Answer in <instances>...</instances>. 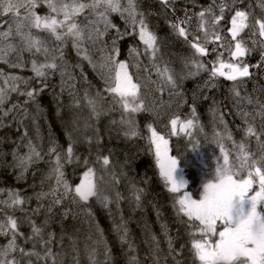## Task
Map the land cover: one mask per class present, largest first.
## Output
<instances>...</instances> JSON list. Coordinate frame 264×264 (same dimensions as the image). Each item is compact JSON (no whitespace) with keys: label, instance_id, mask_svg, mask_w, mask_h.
<instances>
[{"label":"snow or ice","instance_id":"1","mask_svg":"<svg viewBox=\"0 0 264 264\" xmlns=\"http://www.w3.org/2000/svg\"><path fill=\"white\" fill-rule=\"evenodd\" d=\"M158 2L165 10L174 4V0ZM243 3L244 0H212L208 7L201 8L198 12L185 9L182 19L177 18L170 23L172 33L183 40L191 53L182 58L183 66L180 71H176L171 66L172 61L165 58L164 40L150 28L148 17L151 13L139 11L138 0H127L126 4L122 0H0V19L9 17V20L5 21L8 23L7 30H0V62L10 63L13 68H23L30 62L34 73V76L25 79L15 75L5 77L0 72V126L4 124L5 118L23 125L29 116L27 108L18 103H11L10 107H6L10 102L11 93L27 97L25 105L35 102L37 96L48 87V77L57 72L61 76V93L65 87H76L73 83L76 77L64 64V47L69 41L77 55L86 60L94 71L100 73L105 85L103 90L97 89L94 94L85 88L82 97L69 91L73 100L69 107L81 108L83 102V107L88 109L91 118L97 121L101 116L118 110L120 120L113 119L110 124L119 125L128 140L143 138L136 115L155 108V105L150 108L146 104L149 91L159 93L161 98L167 92L170 98L177 97L179 104H187L182 91L185 79L206 72L208 79L204 81L203 88L208 89L215 88L220 78L232 82L229 99L237 109L236 115L246 126L238 129L242 130L244 135L239 142L234 140L224 114L215 107L216 101H213L214 121H218L224 128L223 132L213 128L222 163L220 157H216L215 167L210 175L206 176L198 196L186 190L189 180L185 178L182 156H187V152L182 155L172 154L173 148L169 138L184 134L188 138L187 142L192 145L191 151H198L201 147L194 130L205 136L206 133L204 126L199 123L195 102L189 106L188 118L182 119L177 114L169 119L170 129L167 135L157 131L152 123L146 125L149 133L147 151L153 155L159 180L166 191L172 194L173 208L191 239L193 264H264V101L241 94L245 80L253 75L250 69L264 71V0H259L262 10L260 16L238 6ZM41 7L48 10L43 16L37 11ZM172 11L175 12L174 7ZM113 13L119 14L124 21L123 32L112 23L110 17ZM228 14L230 19H227ZM81 15L87 22L83 26L77 21ZM222 21L226 23H221ZM13 23L19 45L5 43L13 35ZM33 29L46 32L56 46L50 47L44 39L33 33ZM112 29L116 35L112 37L111 45L104 44L99 50V63H94L86 44H95ZM125 36H132L139 42L129 47V60L132 63L119 59L120 49L117 44ZM139 45H143L142 50ZM257 49L260 51L259 61L255 64L248 63L245 58ZM12 53L16 55L14 63L7 59ZM25 53L29 54L28 61L24 58ZM225 53L228 54L227 57ZM210 55H214L215 59L205 61L204 58ZM38 56H42L43 60L37 59ZM141 57L147 59L146 64ZM76 67L80 65H75L74 68ZM133 67L136 73L129 71ZM141 71L146 75L141 77ZM81 79H86L82 71ZM33 81H36L38 86H33ZM21 84L24 85L23 90ZM150 85L154 86V89L150 88ZM105 102L109 105L107 109L104 108ZM245 104L252 106V112L246 110ZM257 116L260 118L258 127L255 125ZM70 122L74 127L78 124L75 113L71 114ZM88 127L92 125L85 122V128ZM22 139L28 140L27 153L23 156L13 153L15 167L21 169L18 179L23 178L32 165L43 162L54 166L41 178V189L46 180L54 179L55 184L50 185L48 191L35 192V208L29 207L33 197L23 196L15 190L8 191L7 199H0V236L7 237V242L0 245V264H68L69 256L71 264H80L78 240L62 230L60 250L57 251L53 249L56 234L47 231L51 223L57 220L56 209L62 208L66 199L73 205L80 206L82 211L86 209L85 216L90 227L95 223L91 219L93 214L90 201L94 200L110 215L112 208L109 205H115L116 212L120 213V220H113V231L118 234L121 244H127L129 264H139L138 257L133 254L135 248L128 241L127 222L120 208V203L125 197L120 191L115 192L114 198L105 194L104 185L114 187L120 180L111 159V150L107 155L102 154L103 137L100 130L94 128V136L84 138L89 150V156L84 158L76 155L77 141L73 139L71 131L68 132L67 147L62 150H58L59 146L51 142L45 152L42 146L33 144L27 131L23 133ZM224 139L232 142L234 155L225 149ZM252 139L255 140V148L250 146ZM93 155L94 160L91 159ZM73 163L86 168L80 183L75 186L68 182L64 172L65 165ZM127 163L124 162L125 167ZM187 163L184 159L183 164ZM97 164L100 170L110 175V180L106 181L104 175H97ZM120 175L126 174L121 171ZM143 183L147 184L146 177ZM129 190L135 207L140 208L146 188L130 182ZM17 211L23 214L24 220L15 216ZM70 214L73 219L78 215L66 208L60 213L59 222L62 224ZM40 215L44 216L42 223L34 219ZM24 222H27L31 229L30 235L20 231ZM97 231L99 238L93 241L91 251L87 243L84 246L92 264H98L93 257L102 246L105 254L110 255L102 230ZM65 237L69 241L68 250L64 248ZM20 238H23L25 244L31 243V248L26 249L18 243ZM91 239V235L86 237V240ZM168 245L174 264H182L184 246L174 248L170 237ZM153 259L155 260V257ZM155 264H159L158 260H155Z\"/></svg>","mask_w":264,"mask_h":264},{"label":"trees","instance_id":"2","mask_svg":"<svg viewBox=\"0 0 264 264\" xmlns=\"http://www.w3.org/2000/svg\"><path fill=\"white\" fill-rule=\"evenodd\" d=\"M197 1L200 4V8H206L212 3L211 0ZM173 7L175 8L174 13L172 11ZM138 10L145 13H151L148 17L150 21V28L154 30V28L159 27V30L162 31L157 34L158 37L161 38L166 32L170 37L174 36L172 31H169V25L175 19L179 17L181 18V5L178 7L174 2L173 5L165 10V8L161 4L157 3L156 0H138ZM37 11L42 16L48 12L46 7H41L37 9ZM21 15H23V10H21ZM255 15L257 14L255 13ZM110 18L115 21L114 24L120 28L121 32H123L125 29L124 21L122 19H116L115 17ZM228 18L229 17H227V19ZM8 20V16L0 19V30H7L8 23H5V21ZM83 20V15L77 18L78 23H82ZM222 23H226V21H222ZM193 27H195V25ZM12 28L13 35L10 38L9 43L19 45V38L15 35L14 23L12 24ZM114 31L115 30L112 29L110 33L112 34ZM36 35H39L42 38L43 32L36 31ZM130 38L134 39L132 36H130ZM134 41L135 44H139L137 40L134 39ZM55 46V43H53V47ZM139 46L142 49V46ZM209 47H211V45ZM163 51L166 54L165 58L173 62L176 54L166 51L165 48H163ZM124 54H120L119 59L129 60V56L126 58V55ZM24 55L29 58V54L25 53ZM39 57L40 56H38L37 59ZM64 57V62L68 68L72 70V74L76 77L73 83L76 84L78 80L76 87L72 89L73 92L82 97L85 88H88L92 94H94L97 89H100L99 84L92 75V72H83L86 79H82L83 81H81L80 68L87 61L82 60L80 56L77 55L70 41L67 46L64 47ZM141 59L145 64L147 63L146 58L141 57ZM204 59L205 61L213 60L211 57H206ZM245 59L250 64L257 63L260 59L259 49L251 53ZM75 65H80V67L74 68ZM0 70L8 71V73H12L15 76H20L25 79L34 76L30 67L27 69L25 67L13 68L0 62ZM250 71L253 75L251 78L246 79L247 82H245V89L250 92L252 97L254 94V97L264 101V71H257L255 68L250 69ZM205 75L206 72H202L198 76L185 79L182 83V89L186 88L190 84V89L193 92L200 93L199 96L201 101L205 102L204 104H210L209 108L213 107V101H216L215 107H218L219 111L224 114V119L227 122L228 129L232 132L234 140L239 142L244 133L242 130L238 129H243L246 126L242 123L239 116L236 115V109L233 106V102L229 99V89L232 87V83L220 78L215 88H203L204 81L208 79V75ZM32 85L38 86L36 81H33ZM20 87L21 90H23L24 85L21 84ZM67 90L68 88L65 87L64 92L61 93V78L59 74L56 73L54 76L50 75L48 77V87L45 88L39 96H37L35 102H29L25 105L24 101L27 97L18 95L17 93L10 94V102L6 105V107H10L11 103H18L21 107L27 108L29 116L24 120L23 125L18 124L16 121H12L10 118H5L4 121H9L8 125L0 126V166H5L2 161V157L10 159L12 162L14 161L13 153H17L20 156L27 153L28 149L26 144L28 140L22 139L25 131H27L28 138L32 140L33 144L42 146L45 152L51 142H55L59 146L58 150L66 148L68 144V132L71 131L73 139L77 141L76 155L84 158L89 156L88 145L84 143V138L94 136V128H98L101 136L103 137L102 154L107 155L108 151L111 150V159L113 165H115V171L118 179L120 180V183L114 187L111 185H104L105 194L110 198H114L115 192L120 191L123 197H125V199H123L120 203V208L122 210L123 217L127 222L129 232L128 241L135 248V252L133 254L138 257L139 264H155V260H158L159 264H174L172 255L169 253V248L165 245L166 238H163V236L170 235L173 247L177 249H179L181 245L190 247L191 239L188 232L185 230V226L180 223V218L177 217L176 211L173 208L172 194L166 191L162 182L159 180L157 171L154 167V161L150 164L149 168L144 166L146 157L151 154L147 151V137L149 133L146 125L152 123L153 126L156 127L157 131H159V127L156 126L157 120L150 115V112H148L146 116L136 115L138 128L143 138L128 140L129 143L122 145V150L118 151L117 147H111L109 145L110 143L108 144L107 142H112L113 137L117 136L114 131V127L120 126H113L110 124V121L113 119L119 121L121 118L120 112L118 110L111 112L108 115L101 116L99 121H97L94 118H91V114L88 109L83 107V102L81 108L69 107L73 100L69 95V92H66ZM241 94H243V88H241ZM106 104L108 103H104L105 109H107ZM146 104L148 105L147 100ZM53 108L55 111L54 116L52 118H47L46 113H48L51 109L53 110ZM40 111H45V113L40 115ZM72 113H75L78 119V124L75 127L70 122ZM218 115L219 113H217V116ZM33 117H35V123H33ZM85 122L92 125V127L85 128ZM217 122L218 121H214L213 117L209 122L203 124L207 141L204 145H201L198 151H195L202 157L201 162L193 158V154L195 152L191 151V149L186 151L187 156H182L188 161L187 165H184L182 162V166L185 167V178L189 180V187L186 190L192 192L194 196H198V192L201 190L202 183L205 181L206 176L210 175L212 169H214L216 157L221 156L219 148L215 143L216 138L213 136V128L215 127L221 132H223L224 128ZM259 124L260 122H255L257 127ZM107 131L109 132L108 134ZM198 134H200L199 131L194 130V135L197 136ZM223 143L225 149L232 152L234 155L232 142L224 139ZM249 143L252 148H255L254 139H252ZM93 152H95V148H93ZM173 152H175L174 149ZM183 153L185 152H182L180 155ZM91 159L94 160L95 156L93 155ZM125 161L128 162L126 167L124 166ZM220 162L222 163L221 158ZM43 164L45 163L42 162L38 165H32L21 179H18L20 173L9 178L7 177L8 175L6 174H12L14 171H7L4 173L0 172V185L5 188L6 191L15 190L20 192L23 196L33 197L29 207L35 208L37 205L34 198L35 192H39L41 190L48 191L49 186L55 184L54 179L50 181L46 180L43 185V189H41V178L46 176L49 173L50 168L54 166L49 165L45 169H39ZM71 165L76 169L73 172L71 169L65 177L72 186H75L80 183L86 168L78 167L75 163ZM95 167L97 169V175H104L106 181L110 180V175L100 170V166L98 164L95 165ZM111 170L112 169L110 168L109 171ZM121 171H123L126 175H120ZM33 173H35V175H33ZM133 174L136 175L134 178H132ZM145 177L147 178V184L143 183V179ZM130 182L136 183L139 187L146 188V195L142 199V206L140 208H136L134 202L132 201V194L129 190ZM23 183L29 187L27 190H22L21 185ZM45 203H47V201H45ZM89 203L91 204V211L93 214L91 219L95 221L91 227L87 222L88 218L85 216L86 209L82 211L80 206L73 205L70 200L66 199L64 201V206L56 209L57 220L51 223V225L55 227L52 232H55L56 234V242L53 246L60 248L59 240L63 230L78 240L80 264H92V261L89 260L84 251V246L85 243H87L89 251H91L94 246L93 241L99 238L97 231L99 229L103 232V239L106 241V247L110 249V255L105 254L104 247L102 246L93 259L97 261L98 264H129L127 244H121L118 234L113 231V220L115 219L117 222L120 220V213L116 212L115 205H109V207L112 208V215H110L104 207L96 203L94 200ZM66 208H70L72 213H78V215L75 219H73L70 214L69 217L61 224L59 222V215ZM34 218L42 222L44 220L43 215ZM155 225L157 228H160L159 233H156ZM165 233H167V235ZM89 235H91L92 239L86 240V237ZM153 237H155V239H153ZM64 248L65 250L69 249V241L67 237H65L64 240ZM188 254H191V252L187 251L184 247L181 258L182 264H193V260L189 263L187 258L184 259V257ZM153 257H155V260ZM67 260L68 264H71V260Z\"/></svg>","mask_w":264,"mask_h":264},{"label":"bare ground","instance_id":"3","mask_svg":"<svg viewBox=\"0 0 264 264\" xmlns=\"http://www.w3.org/2000/svg\"><path fill=\"white\" fill-rule=\"evenodd\" d=\"M157 1V3H159L158 2V0H156ZM122 2L124 3V4H126L127 3V0H122ZM160 4V3H159ZM201 10V9H200ZM200 10H193L192 12H198V11H200ZM183 15H184V13L182 14V16H181V18H183ZM229 15V14H228ZM111 17H115L116 19H119V20H121V17H120V15L119 14H116V13H113L112 15H111ZM180 18V17H179ZM112 20V19H111ZM112 23L114 24L115 23V21H113L112 20ZM156 34H159L160 32H162V31H160L159 30V27H156V28H154V30H153ZM170 32L172 31L171 30V28H170V30H169ZM167 33V32H166ZM166 33H164L163 35H162V39L164 40V48H165V50L166 51H169V52H173L174 54H176V56H174V59H173V62H172V64H171V66L172 67H174L175 69H176V71H180L181 70V68H182V58H184V57H186V56H188V55H190L191 53H190V50H189V48H188V46L183 42V41H178V37H176L175 35L174 36H172V37H170L169 35H168V33L166 34ZM170 34V33H169ZM116 35V33H115V31L109 36V37H107L106 39H105V42H108V45L110 46L111 45V41H112V37L113 36H115ZM169 36V37H168ZM168 39V40H167ZM119 41H120V43H119ZM118 41V44H117V46H118V48L120 49V54H124V51H125V54L124 55H129V52H128V50H129V47L130 46H132V45H134L135 44V41H134V39H132V38H130V36H125L124 37V39H122V40H119ZM168 42V43H167ZM166 43V44H165ZM142 46V49H143V45H141ZM141 49V50H142ZM208 57H211L212 59H215V57H214V55H210V56H208ZM225 57H227V55L225 54ZM206 58V57H205ZM95 63V62H94ZM129 63H132V61L131 60H129ZM181 65V66H180ZM143 66V65H142ZM134 68V67H133ZM133 68H130L129 69V71L130 72H132V73H134L133 71ZM135 69V68H134ZM80 70L82 71V72H85V73H91L92 72V75L94 76V79L97 81V83L99 84V88H100V90H103V88H104V81L101 79V75H100V73L98 72V71H94L93 70V67L91 66V65H89L88 64V62H85L84 63V65L80 68ZM139 75L141 76V77H143V76H145L146 74L143 72V71H141L140 73H139ZM208 74L206 73V75L205 76H207ZM153 79H155V77H153ZM81 81H83L82 79H81ZM77 82H78V80H77ZM77 82H76V84H77ZM245 82H247L246 80H245ZM193 83H195V82H193ZM192 83V84H193ZM69 91H72V89H68L66 92H69ZM144 90L142 89V92H143ZM182 91H183V93H184V96H185V98L187 99V101H188V103L187 104H180V105H178V106H176V104H173L167 111H166V113L163 115V121L159 118L158 119V121H157V124H156V126H158L159 127V129H160V133H162V134H168V132H169V129H170V125H168V121H169V119L172 117V116H174V115H180L181 116V118L182 119H186V118H188L189 117V114H190V105H192L193 104V102H195V107H196V114H197V116H198V118H199V123L200 124H205V123H207V122H209L213 117H214V113H213V111H212V109H213V107H214V105H213V107H210L209 108V106H210V104H208V103H206V104H204L205 102H203V101H201V99H200V93H195V92H193L191 89H190V84L186 87V88H184V89H182ZM73 92V91H72ZM165 94H167V92L165 93ZM165 94H163V95H165ZM195 94V95H194ZM153 95H156L157 96V93L155 92V91H151V92H148L147 93V98H146V100H147V103H148V100H151L152 99V96ZM159 96H160V94H159ZM216 96H218V95H216ZM165 98H167V97H165ZM164 98V99H165ZM45 103V102H44ZM108 104H106V108H108ZM216 106V105H215ZM45 113V111H40L39 112V114L40 115H43ZM147 113L148 112H141V113H139V114H137V116H146L147 115ZM54 114H55V111H54V108H53V110L51 109L48 113H46V117L47 118H52L53 116H54ZM150 115H151V113H150ZM216 115H217V113H216ZM8 123H9V121H4V126L5 125H8ZM218 123V122H217ZM166 125H168V127H166ZM114 131H115V133L117 134V136H114L113 137V140H112V142H107L111 147L112 146H114V148L115 147H117L118 148V151L119 150H122V145H124L125 143H129L128 142V139H125V137H124V135H123V131H121L120 130V127H114ZM197 137H198V139L200 140V142H201V145H204L205 144V142L207 141V138H206V136H204V134H198L197 135ZM170 138V145H171V147L174 149V151L175 152H173L172 154H174V155H180L182 152H186L187 150H189V149H191L192 148V145L191 144H189L188 142H187V140H186V136H184V134H180V136H177V137H169ZM117 153V152H116ZM183 157H182V162H183ZM2 161L4 162V164H5V166H0V172L1 173H4V172H7V171H14L12 174H6V175H8L7 177L9 178V177H12L13 175H17V174H19L20 173V169H15L14 167H13V165H15V162L14 161H12L11 162V160L10 159H6V158H3L2 157ZM154 161V158H153V155L152 154H149L147 157H146V159H145V163H144V166H146V168L148 167L149 168V166H150V164L152 163ZM47 166H49V164H47V163H45V164H43L39 169H45ZM72 169V172L76 169L74 166H72V165H65V168H64V172H65V175L70 171ZM135 174V173H134ZM133 174V177L132 178H134L136 175H134ZM20 181V180H19ZM18 181V182H19ZM21 188H22V190H27L29 187L25 184V183H23L22 185H21ZM7 194H8V191H6V189L5 188H3L1 185H0V199H7ZM108 214V213H107ZM109 215V214H108ZM108 215H106V216H108ZM15 216L16 217H19L21 220H24V216H23V214L22 213H20L19 211H17L16 213H15ZM35 219V218H34ZM37 220V222L38 223H42V221H40V220H38V219H36ZM55 227H53L52 225H50V227L47 229V231H52L53 229H54ZM20 231L22 232V233H24L25 235H30L31 234V229H30V227H29V225L27 224V222H24V223H22V225H21V227H20ZM155 231H156V233H159V231H160V228H157V226L155 225ZM169 237L171 238V236L170 235H167V236H163V238H166V240H165V245H166V247L167 248H169V245H168V239H169ZM7 240V237H5V236H0V245H2V243L3 242H5ZM2 242V243H1ZM18 243H20L21 245H23L25 248H31V243H28V244H25L24 243V240H23V238H20L19 240H18ZM164 243V242H163ZM53 249L54 250H60V248L59 247H57V246H53ZM186 258H187V260L189 261V263H191L192 262V260H193V257H192V254H188L187 256H186ZM185 258V259H186ZM67 259H69V260H71V256H69V257H67Z\"/></svg>","mask_w":264,"mask_h":264},{"label":"rangeland","instance_id":"4","mask_svg":"<svg viewBox=\"0 0 264 264\" xmlns=\"http://www.w3.org/2000/svg\"><path fill=\"white\" fill-rule=\"evenodd\" d=\"M190 1H193V0H174V2H175V4L179 7V5H181V7H182V11H183V3L182 2H190ZM211 2H212V0H211ZM195 5L197 4V2H195L194 3ZM239 7H241V8H243V9H247V10H249V11H251V12H253L254 14L256 13L257 15L256 16H260L261 14H262V10H261V7H260V3H259V0H244V3L242 4V5H238ZM199 10H200V8H199ZM227 17H229L228 19H230V14L229 15H227ZM90 18H94V17H90ZM85 23H87L85 20H83V22L82 23H80L81 24V26H83V24H85ZM222 23V22H221ZM195 25V21L193 22V26ZM228 26H230V25H228ZM100 27H103L102 25H100ZM1 30H4V29H1ZM36 31L37 30H35V29H33V33L34 34H36ZM112 30H110L109 31V33L107 34V35H105V36H103L102 38H101V40L100 41H97L95 44H92L91 42H88L87 44H86V47H88V49H89V55L93 58V61L95 62V63H99V60H100V56H101V52L99 51L103 46H104V44L105 43H107V45H108V42H105V39L108 37V36H110L111 35V32ZM42 39H44L48 44H49V46L50 47H53V40H52V38L46 33V32H43V36H42ZM10 40V39H9ZM178 41H182V39H178ZM5 43H9V41H7V42H5ZM249 46H250V44H249ZM74 51L76 52V50L74 49ZM77 53V52H76ZM28 54V53H27ZM226 55H228L227 53H225ZM24 58H25V60L26 61H28L29 60V58H27V57H25V55H24ZM7 59L10 61V62H12V63H14L15 61H16V55L15 54H9L8 55V57H7ZM39 60H43V57H39L38 58ZM1 63H3V62H1ZM3 64H6V65H9L10 66V63H3ZM64 64H66L65 62H64ZM67 66V65H66ZM31 68V63L30 62H28L27 63V65L25 66V68L27 69V68ZM67 68H68V66H67ZM68 70L70 71V72H72V70H70L69 68H68ZM133 72L134 73H136V69H134L133 68ZM0 72H2L3 74H4V76L6 77V76H9V75H14V74H12V73H8V71H4V70H0ZM58 74H59V72H57ZM59 76H60V74H59ZM60 78H61V76H60ZM0 80H2V78H0ZM150 88H153L154 89V86H151L150 85ZM243 88V94L242 95H245V94H247V95H250V96H252L251 94H250V92L248 91V90H246L245 88H246V84H244V86L242 87ZM149 92H151V91H149ZM166 93V92H165ZM164 93V94H165ZM165 97H167V98H165ZM165 98V99H164ZM253 99L255 100V99H257L256 97H254V94H253ZM173 104H176V106H178V105H180L179 103H178V98L177 97H172V98H170L169 96H168V94H165V95H163L162 96V98H161V96H159V93H157V96L156 95H153L152 96V99L151 100H148V106L150 107V108H152V106L153 105H155V108L152 110V111H150V113H151V115L158 121V119L160 118L162 121H163V115L166 113V111L173 105ZM245 107H246V110H248V111H250V112H252V106L251 105H246L245 104ZM236 109V108H235ZM236 111H237V109H236ZM254 114V113H253ZM79 118V117H78ZM255 122H260V118L257 116L256 117V119H255ZM159 129V128H158ZM159 131H160V129H159ZM109 132L107 131V134H108ZM108 141V140H107ZM109 142V141H108ZM193 158L194 159H197L198 161H202V157L200 156V154H198L197 152H195L194 154H193ZM220 158L222 159V156H220ZM13 167L16 169H20V168H18V167H15V165H13ZM21 170V169H20ZM21 172V171H20ZM171 240H172V238H171ZM7 242V240L5 241V242H1L2 244H5ZM184 247L187 249V251H190V248H191V242H190V247L189 246H186V245H184ZM186 258V256L184 257V259Z\"/></svg>","mask_w":264,"mask_h":264},{"label":"flooded vegetation","instance_id":"5","mask_svg":"<svg viewBox=\"0 0 264 264\" xmlns=\"http://www.w3.org/2000/svg\"><path fill=\"white\" fill-rule=\"evenodd\" d=\"M197 2L196 0L190 1V2H183V11L182 14L184 13V10L187 9L189 11H193V10H199L200 8V4L197 2V4L195 5L194 3ZM187 139V137H186Z\"/></svg>","mask_w":264,"mask_h":264},{"label":"water","instance_id":"6","mask_svg":"<svg viewBox=\"0 0 264 264\" xmlns=\"http://www.w3.org/2000/svg\"><path fill=\"white\" fill-rule=\"evenodd\" d=\"M228 82H230V81H228ZM230 83H232V82H230Z\"/></svg>","mask_w":264,"mask_h":264}]
</instances>
